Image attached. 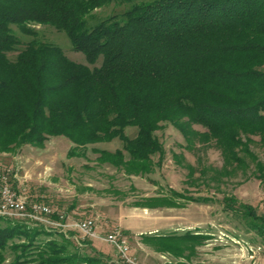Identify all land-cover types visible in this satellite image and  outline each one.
<instances>
[{
	"label": "trees",
	"instance_id": "trees-1",
	"mask_svg": "<svg viewBox=\"0 0 264 264\" xmlns=\"http://www.w3.org/2000/svg\"><path fill=\"white\" fill-rule=\"evenodd\" d=\"M110 5L124 10L94 22V12ZM31 23L64 32L86 64L39 41ZM12 26L32 36L21 49ZM162 123L178 129L189 146L214 141L230 166L251 159L264 177L251 140L243 141H264V0H0V153L65 137L72 143L68 156L81 157L89 146L117 138L123 146L115 151L92 148L96 160L144 177L164 160L156 135ZM129 127L137 128L133 138ZM170 193L143 205L212 201ZM223 209L240 214L264 240V217L252 206L225 197ZM141 236L182 259L171 264H192L196 246L211 238L199 231ZM72 240L0 217V264L7 250L14 255L8 264H108Z\"/></svg>",
	"mask_w": 264,
	"mask_h": 264
},
{
	"label": "rangeland",
	"instance_id": "rangeland-1",
	"mask_svg": "<svg viewBox=\"0 0 264 264\" xmlns=\"http://www.w3.org/2000/svg\"><path fill=\"white\" fill-rule=\"evenodd\" d=\"M124 8L110 5L94 12V22ZM37 39L61 47L73 61L85 63L82 53L73 50L68 36L50 25L31 23ZM24 47L32 36L12 26ZM17 51L9 53L15 59ZM98 63L97 65H99ZM195 130L205 128L194 125ZM133 138L136 127L126 129ZM156 135L164 149V160L147 176L126 174L109 164L96 160L92 148L115 151L122 148L120 139L89 146L86 156L69 157L72 143L65 137H52L42 148L23 146L9 153H0V175L7 174L12 186L29 202L43 203L52 209L53 221L69 228L70 236L81 241L73 243L83 253L102 254L108 264H118L121 255L114 244L105 241L108 234L120 231L129 246V257L140 264H171L182 261L166 252H158L142 239V234H169L194 231L210 235V239L195 248L192 264H264V240L249 230L240 214L223 209L225 197L252 206L264 217V177L255 162L247 165H228L214 141L198 139L190 145L181 132L169 123H162ZM257 161L264 165V141L260 136L243 137ZM241 156L244 155L241 153ZM158 163V156L154 157ZM194 169L189 175L188 167ZM175 190L189 197H207L212 201L199 203L175 198L176 206L149 207L143 205L152 197L168 195ZM96 223L97 236H86L74 230L83 220ZM71 228V229H70ZM5 264L14 255L6 251Z\"/></svg>",
	"mask_w": 264,
	"mask_h": 264
},
{
	"label": "built area",
	"instance_id": "built-area-1",
	"mask_svg": "<svg viewBox=\"0 0 264 264\" xmlns=\"http://www.w3.org/2000/svg\"><path fill=\"white\" fill-rule=\"evenodd\" d=\"M51 214L53 215V211L50 207L39 202H29L25 195L14 189L7 174L0 175V217L63 233L67 238L76 239L75 241L81 244L77 237L70 236L69 228L64 223L53 221ZM73 228L83 233V238L97 236L96 223L93 220L79 221ZM105 241L114 244L119 250L121 259L118 264H140L136 259L129 257V246L120 231L108 234Z\"/></svg>",
	"mask_w": 264,
	"mask_h": 264
}]
</instances>
